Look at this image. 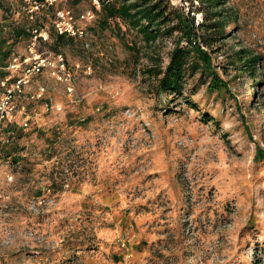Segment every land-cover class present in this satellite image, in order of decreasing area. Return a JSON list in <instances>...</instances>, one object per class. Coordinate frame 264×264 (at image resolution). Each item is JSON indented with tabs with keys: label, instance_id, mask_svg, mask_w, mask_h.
I'll return each instance as SVG.
<instances>
[{
	"label": "rangeland",
	"instance_id": "rangeland-1",
	"mask_svg": "<svg viewBox=\"0 0 264 264\" xmlns=\"http://www.w3.org/2000/svg\"><path fill=\"white\" fill-rule=\"evenodd\" d=\"M18 1L0 0L9 56L29 53L14 36ZM226 1L237 23L201 46L214 91L196 75L161 92L153 74L178 35L146 42L102 14L88 49H59L79 102L46 73L30 87L42 84L53 109L0 153V264H264V0ZM241 48L258 58L256 86L231 65Z\"/></svg>",
	"mask_w": 264,
	"mask_h": 264
},
{
	"label": "trees",
	"instance_id": "trees-1",
	"mask_svg": "<svg viewBox=\"0 0 264 264\" xmlns=\"http://www.w3.org/2000/svg\"><path fill=\"white\" fill-rule=\"evenodd\" d=\"M189 1V11L185 13L182 8L172 5L170 0H99L101 9L93 24H96L102 14L103 24H109V21L113 20L124 21L132 29L137 30L146 42H155L158 38L178 35L179 41L174 43L165 69L153 74L158 78L157 88L164 93H179L186 77L199 75L201 78L208 75L210 78L208 88L214 91L220 89L222 83L218 82L212 74L209 75L210 58L201 46L210 48L224 40L227 36L226 27L238 21L237 12H233L232 8L226 6V0ZM195 2L196 5H194ZM194 14L201 15L200 22L195 21ZM93 24L88 27V34L92 32ZM40 25L44 26V21ZM14 36H25L27 40L30 38L24 24L16 25ZM73 42L83 47L81 40L57 35L50 31L49 40L40 43L42 47H47L55 53L61 48L72 45ZM233 55L231 63L233 68L239 69L253 83L259 64L258 58L251 56L244 48L234 51ZM8 56L9 52L3 51L0 47V62L5 61Z\"/></svg>",
	"mask_w": 264,
	"mask_h": 264
},
{
	"label": "built area",
	"instance_id": "built-area-1",
	"mask_svg": "<svg viewBox=\"0 0 264 264\" xmlns=\"http://www.w3.org/2000/svg\"><path fill=\"white\" fill-rule=\"evenodd\" d=\"M73 1L19 0L16 7L10 10L15 24H24L30 34V45L29 53L8 56L0 62V153L10 142L15 129L27 128L32 121L37 124V117L53 109L42 84L30 89L36 78L46 73L48 78L62 85L72 102H79L73 96L74 71L63 53L36 49L41 41L49 40L50 31L81 40L83 48L90 47L88 27L98 17L101 4L99 0H89V9L75 12L70 6ZM42 21L44 26L40 25ZM86 70L90 75L91 67L87 66ZM42 109L43 112H40ZM54 109L61 111L60 107L55 106Z\"/></svg>",
	"mask_w": 264,
	"mask_h": 264
}]
</instances>
